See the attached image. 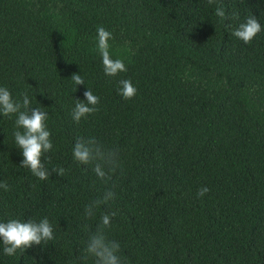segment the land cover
<instances>
[{
  "label": "trees",
  "instance_id": "1",
  "mask_svg": "<svg viewBox=\"0 0 264 264\" xmlns=\"http://www.w3.org/2000/svg\"><path fill=\"white\" fill-rule=\"evenodd\" d=\"M252 14L264 26V0H0V86L48 113L45 164L66 170L41 181L19 167L16 117L0 115V221L47 217L55 237L14 256L0 244V264H93L82 250L111 210L127 264H264V31L250 44L231 34ZM100 25L127 66L115 78L96 50ZM73 73L85 80L75 92ZM125 78L131 100L117 94ZM86 88L99 110L76 124ZM77 137L119 149L107 184L73 159ZM113 184L115 199L86 218Z\"/></svg>",
  "mask_w": 264,
  "mask_h": 264
},
{
  "label": "clouds",
  "instance_id": "2",
  "mask_svg": "<svg viewBox=\"0 0 264 264\" xmlns=\"http://www.w3.org/2000/svg\"><path fill=\"white\" fill-rule=\"evenodd\" d=\"M207 2L211 5L216 0H207ZM215 15L223 20L229 19L223 6L215 9ZM231 18L238 20L239 14L233 13ZM226 27H230V25H226ZM262 31H264V26L260 24L257 16L252 14L246 16L232 30L231 34L244 44H250ZM112 39H114L112 32L102 25L97 26L96 50L101 58L104 75L115 78L121 73H126L127 66L123 59L113 58L109 43ZM71 81L74 85L73 92L77 91L76 86L85 85V80L80 74L73 73ZM117 84V94L122 99L131 100L137 95L138 89L131 79H119ZM83 97L84 99H74L71 119L76 124L99 110L97 105L100 103V98L90 88H86ZM0 115L8 118L13 115L16 117L13 131L14 143L23 157L19 167L29 169L41 181H47L53 173L61 177L65 174L66 170L63 167L49 168L45 164V160L51 161V157L46 154L53 149L52 132L46 123L49 116L40 107L32 106L26 92L21 93L20 99L17 100L6 86H0ZM72 157L81 165H91L95 176L105 184L112 179V174L120 166L119 149L107 147L95 137L88 139L77 137L73 143ZM0 188L4 191L10 190L6 181L0 182ZM114 188V184L112 189L105 188L100 196L86 204L84 216L92 219L96 216L97 209H100L101 206H108L109 202L116 197ZM209 191V187L202 185L197 190V197H204ZM116 215L114 210L101 213L96 229L88 235L80 257L81 260L91 258L93 264H127L126 258L120 254L121 244L109 237L112 220ZM53 233V226L47 217H43L38 222L31 218L27 220L9 218L6 222L0 221V244L3 245L2 251L6 256H14L17 251L23 253L33 246L46 244L55 239Z\"/></svg>",
  "mask_w": 264,
  "mask_h": 264
}]
</instances>
